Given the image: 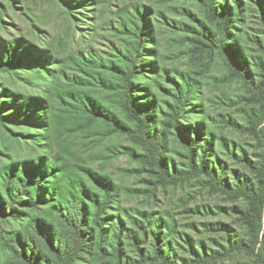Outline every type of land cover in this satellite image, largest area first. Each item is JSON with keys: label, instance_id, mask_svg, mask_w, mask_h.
<instances>
[{"label": "trees", "instance_id": "obj_1", "mask_svg": "<svg viewBox=\"0 0 264 264\" xmlns=\"http://www.w3.org/2000/svg\"><path fill=\"white\" fill-rule=\"evenodd\" d=\"M195 1L218 31L208 29L190 11L185 10V14L197 26L169 22L164 14L157 16L151 7L136 4L121 7L107 24L99 22L102 10H95L96 33L89 34L85 46L65 52L37 46L22 37L0 38V73L21 71L29 75L24 79L36 83L29 94L1 92L0 99L5 100L0 103V124L39 130L25 136L26 144L33 147L29 157L0 165V264H225L239 258L248 264H264V150L258 162L244 156L239 159L254 179L226 183L222 179L226 168L216 146L237 157L233 148L216 138L205 121L195 126L181 124L188 107L195 110L198 81L187 74L173 80V102L164 111L152 89L138 84L148 71L165 81L170 78L161 75L156 60L144 62L143 58L157 53L156 47L149 46L156 44L157 23L164 20L171 27L175 25L193 35L197 51L217 52L232 74L244 82L253 105L260 107L251 123L264 149V128L259 129L264 122V61L258 63L262 80L257 82L248 64L240 59L242 53L234 48L237 41L232 30L247 12L243 1ZM263 2L256 0L263 10L264 24ZM95 4L99 1L76 2L83 8ZM97 33H108L121 43ZM260 49L264 53V42ZM108 100L131 125L107 106ZM159 111L164 115L161 121ZM172 131L185 148L186 170L175 167L167 155ZM78 133L127 136L142 152L124 148L120 153L147 167L161 185L205 178L210 189L243 203L236 214L245 234L234 239L223 229L227 245L211 253L193 248L190 258L177 259L163 235V219L139 212L138 217L130 216L132 227H127L124 218L115 214L123 187L112 177L69 162L54 151L59 136ZM35 146L45 152L39 154ZM127 240L139 253L136 262L126 253ZM150 243L151 251L146 248Z\"/></svg>", "mask_w": 264, "mask_h": 264}, {"label": "rangeland", "instance_id": "obj_2", "mask_svg": "<svg viewBox=\"0 0 264 264\" xmlns=\"http://www.w3.org/2000/svg\"><path fill=\"white\" fill-rule=\"evenodd\" d=\"M95 1H99V4L83 8L76 5L77 0H0V38L10 40L22 37L37 46L65 52L85 46L89 34L96 33L95 10H102L99 22L107 24L121 7L136 4L151 7L157 16L164 14L169 22L197 26L185 14V10L190 11L208 29L215 32L219 30L216 24L206 18L203 7L195 0ZM242 1L247 12L232 30L233 38L237 41L234 48L242 53L240 59L248 64L249 71L260 82L262 73L258 63L264 61V53L260 49V43L264 42V24L261 19L263 10L256 0ZM217 2L223 4L225 0ZM230 3L233 4L232 0ZM98 34L121 43V39L113 38L108 33ZM156 36V44L150 43L149 46L156 47L157 53L143 59L144 62L156 60L155 66L160 69L161 75L170 78L165 81L157 73L148 71L140 77L138 84L152 89L157 96L158 105L164 111L167 104L173 102V80L179 79L181 74L190 75L197 80L199 93L193 101L195 110L189 106L181 124L195 126L205 121L216 138L224 139L233 148L237 157L230 155L223 147L216 146V154L226 168L222 176L226 183L235 185L239 178L244 177L254 179V175L239 159L244 156L255 162L261 160L264 149L256 138L255 125L251 123V117L260 107L253 105L244 82L232 74L217 52L197 51L193 45V35L175 25L171 27L164 20L157 23ZM103 42L108 44L107 41ZM99 48L108 50L104 46ZM25 77L29 78L28 73L21 71L0 73V94L5 89L26 94L34 92L36 83H29V79L26 80ZM158 80H161V84L157 83ZM3 100L5 99H0V103ZM107 106L127 122L118 106L109 100ZM158 117L160 121L164 119L161 111ZM261 128H264V122L260 124L259 129ZM29 132L37 133L39 130L4 127L0 124V165L31 155L32 144H26L25 139ZM168 143L167 155L172 158L175 167L186 170V151L175 131L170 133ZM35 147L39 154L45 152L39 146ZM124 148L142 152L127 136L118 134L63 135L59 136L54 145V151L63 154L69 162L106 174L123 187V196L115 214L124 218L127 227H132L130 216L138 217L139 212L151 213L155 220L163 219L166 224L163 235L177 259L190 258L193 248L199 251L205 249L211 253L227 245V235L223 229H228L234 239L245 234L236 214V208L242 206V202L210 189L208 181L203 177L183 180L173 185H161L147 167L120 153ZM126 244L128 257L133 262L138 261L137 250L129 246L128 240ZM146 248L151 251V243ZM248 263V260L239 258L225 264Z\"/></svg>", "mask_w": 264, "mask_h": 264}]
</instances>
